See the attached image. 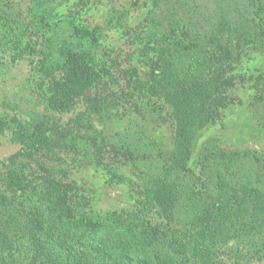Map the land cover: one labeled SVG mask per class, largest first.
Listing matches in <instances>:
<instances>
[{
    "label": "trees",
    "instance_id": "1",
    "mask_svg": "<svg viewBox=\"0 0 264 264\" xmlns=\"http://www.w3.org/2000/svg\"><path fill=\"white\" fill-rule=\"evenodd\" d=\"M37 8L35 23L61 57L57 66L42 65L49 74L43 101L47 111L65 114L110 76L96 54L105 33L75 15L56 19L48 1ZM146 13L158 70L143 89L164 99L174 128L166 165L151 167L156 171L140 194L159 217L183 229L149 238L136 224L115 219L114 211L94 214L74 183L57 179L55 168L37 158L48 154L59 162L74 154L75 164L87 165L90 151L81 153L47 118L0 115V135L10 131L20 145L0 161V264H187L186 258L227 264L226 250L244 264L264 259V153L255 157V173L246 155L207 148L201 161L206 183L187 173L201 131L232 106L228 92L240 62L251 50L264 49V0H151ZM258 83L264 92V68Z\"/></svg>",
    "mask_w": 264,
    "mask_h": 264
},
{
    "label": "rangeland",
    "instance_id": "2",
    "mask_svg": "<svg viewBox=\"0 0 264 264\" xmlns=\"http://www.w3.org/2000/svg\"><path fill=\"white\" fill-rule=\"evenodd\" d=\"M40 1L0 0V115L22 121L47 118L81 153L90 151L84 158L87 165L75 164L74 154L64 155L59 162L50 160L48 154L37 158L55 168L57 179L74 183L94 214L114 211L115 219L136 224L149 238L155 231L182 228L159 217L140 194L144 180L156 171L151 173V167L166 165L174 128L171 108L164 99L143 89L158 70L147 38L151 16L146 12L151 0H44L56 7V19L75 15L77 22L100 26L105 33L96 54L107 62L110 76L65 114L47 111L43 101L41 86L49 74L42 65L57 66L61 57L55 53L58 46L49 41L50 34L35 23ZM240 63L234 73L235 86L228 92L232 106L219 122L201 131L187 169L202 186L206 178L201 161L207 148L217 155H246L248 166L259 171L255 157L264 153V92L258 78L264 68V49L251 50ZM19 150L12 132L0 135V161ZM22 256L24 263L29 262L27 252ZM222 258L227 264L239 261L227 250ZM184 262L192 264L188 258ZM250 264H264V259Z\"/></svg>",
    "mask_w": 264,
    "mask_h": 264
}]
</instances>
